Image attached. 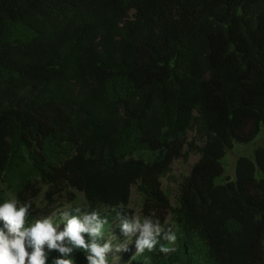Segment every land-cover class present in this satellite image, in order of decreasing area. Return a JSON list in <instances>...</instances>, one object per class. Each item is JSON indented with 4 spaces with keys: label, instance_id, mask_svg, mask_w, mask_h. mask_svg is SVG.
<instances>
[{
    "label": "trees",
    "instance_id": "1",
    "mask_svg": "<svg viewBox=\"0 0 264 264\" xmlns=\"http://www.w3.org/2000/svg\"><path fill=\"white\" fill-rule=\"evenodd\" d=\"M263 126L264 0H0V204H28L25 228L68 188L99 220L119 217L138 185L175 241L163 233L128 264H264V145L214 182ZM190 153L172 206L161 178ZM57 245L45 264L94 256Z\"/></svg>",
    "mask_w": 264,
    "mask_h": 264
},
{
    "label": "rangeland",
    "instance_id": "2",
    "mask_svg": "<svg viewBox=\"0 0 264 264\" xmlns=\"http://www.w3.org/2000/svg\"><path fill=\"white\" fill-rule=\"evenodd\" d=\"M133 14L134 10H130L129 17L131 18ZM194 137L195 130L193 129L189 134L187 142L191 141ZM197 144L199 146L203 145L200 141H198ZM262 145H264V126L253 141L247 144L234 143L231 149L226 150L225 156L221 160L223 174L215 178V184H225L227 180H234L235 164L238 157L247 156L253 158L255 149ZM198 159V153H190L185 158L179 157L174 159L170 165V171L161 178V188L168 198L170 205L176 206L179 195L178 186L183 178L190 173L193 164L196 163ZM45 191L46 188L43 186L40 192H38L37 197L28 202L31 209L37 211L35 214L36 217L41 216V209H45L47 205V200L44 195ZM7 195L8 202H14L17 210L22 206L28 205L15 199L12 195ZM71 195H73V197H71ZM142 200L143 197L138 190V185H133L130 190L129 202L123 207L122 215L119 217H112L111 219L99 220L97 215L93 217V210L89 207L84 195L74 189L68 188L67 191L55 197L53 202L54 205L51 204L49 206V209H52L51 214L46 218L52 220L53 227L57 229L56 234L65 230L68 220L73 217L78 219L85 227L98 228V233L100 234L95 243L101 246L105 244L109 245L108 250L104 254L107 264H128L139 252L137 242L141 238V230L136 227L137 222L143 224L145 221H148L154 226L158 225L160 229L159 233L157 234L155 231L152 233L155 242L160 239L159 236L163 233L166 234L164 241L169 242L166 237L170 234L168 227L171 224L170 216L162 223L154 217L144 216L142 213ZM42 219L45 218H40L39 220ZM125 223H127L130 228L127 234L124 232ZM0 229H3L5 235L11 238L3 221H0ZM120 233H123V235ZM81 235L82 237L90 236L88 232H82ZM25 248L29 255L34 250L30 239L25 240ZM41 248L44 255L51 249L47 242H45ZM25 264H28L27 258Z\"/></svg>",
    "mask_w": 264,
    "mask_h": 264
},
{
    "label": "clouds",
    "instance_id": "3",
    "mask_svg": "<svg viewBox=\"0 0 264 264\" xmlns=\"http://www.w3.org/2000/svg\"><path fill=\"white\" fill-rule=\"evenodd\" d=\"M27 211L28 205L22 206L17 210L14 202L0 204V221L4 222L11 236L9 238L8 235H5L3 229H0V264H25L26 258L28 264H45V257L41 246L47 242L49 248H58L57 241H63L65 237L69 238L78 247L91 249L94 256L88 257L90 264H107L104 254L108 250L109 245L105 244L101 246L94 241L90 245H86L81 235L82 232H88L92 237H96L98 235V228L85 227L75 217L68 220L67 227L59 234H56L57 229L53 227V222L50 218L38 219L29 228H25ZM94 216L95 213H93ZM136 227L141 230V238L137 242L139 252H142L145 247L151 251L155 244L152 233L153 231L157 234L159 233L160 229L158 225L154 226L145 221L143 224L137 222ZM129 231V225L125 223V234ZM166 238L170 242L175 241V235H169ZM26 239H30L34 249L30 255L25 248ZM59 251L63 253L67 249L59 247ZM161 251L167 253L169 248L162 247ZM53 264H72V262L56 259L53 261Z\"/></svg>",
    "mask_w": 264,
    "mask_h": 264
}]
</instances>
